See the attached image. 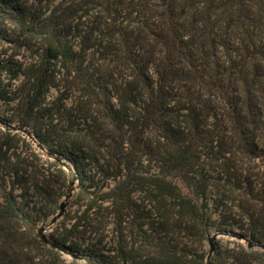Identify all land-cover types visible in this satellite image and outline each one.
<instances>
[{
    "label": "trees",
    "instance_id": "obj_1",
    "mask_svg": "<svg viewBox=\"0 0 264 264\" xmlns=\"http://www.w3.org/2000/svg\"><path fill=\"white\" fill-rule=\"evenodd\" d=\"M44 11L0 0L13 33L2 38L17 49L0 59L10 104L0 120L65 160L84 209L40 239L51 213L32 208L38 193L54 202L50 179H31L30 194L7 188L3 169L20 168L4 164L13 137L3 134L0 264H59L61 251L72 264H264V0H75ZM75 117L91 124L73 132ZM109 222L114 239L96 237ZM210 231L233 246L208 256Z\"/></svg>",
    "mask_w": 264,
    "mask_h": 264
},
{
    "label": "rangeland",
    "instance_id": "obj_2",
    "mask_svg": "<svg viewBox=\"0 0 264 264\" xmlns=\"http://www.w3.org/2000/svg\"><path fill=\"white\" fill-rule=\"evenodd\" d=\"M26 4L33 3V5L37 6L39 5L42 10H45V14L48 13H55L58 14L62 8H65L67 5L72 4L75 0H41L39 3V0H22ZM39 3V4H37ZM12 25L9 23H4L0 25V59L3 57L4 52L9 54L11 52L17 51L13 43H6L4 39L2 38V35L4 33H8L10 36L13 34L11 32ZM3 32V34H2ZM13 36V35H12ZM39 51V50H38ZM18 53V52H17ZM35 52V47L30 48L28 50H19V54L14 57V60L16 59L18 62L23 60V57H33ZM58 95V92L54 89H51L48 93L47 101L52 100ZM75 95L72 94L69 96L66 105L69 106L72 104L74 106L76 104L75 102ZM76 109V108H74ZM69 113L72 112L68 111ZM10 113V104L4 103L0 101V119L7 118ZM74 116H78L76 111L74 110L72 113ZM81 117L85 118L86 115L89 116L91 114H80ZM67 113L64 114L63 116L58 113L56 115V120L60 121V119L63 117H66ZM76 120H74V125H73V132L78 133L80 128H86L88 127L89 124H91V121L87 119V122L83 120V118L80 117H75ZM74 118V119H75ZM59 123V122H58ZM62 123V122H60ZM67 123V122H65ZM91 128V127H89ZM92 129V128H91ZM3 134H8L9 136L13 137V139H10L9 143H11L12 146H10L9 149H7L6 152V157H9L7 161H4L5 165L8 166L7 162L8 161H15L16 162V167H19V171L17 174H13V172L10 170V168H4L2 171L1 175H4V181L5 185L7 188H11L14 186V193L17 195L22 194V190L29 185V182L31 179L34 178H40L42 175H47L50 179V182H47V185L44 186L42 185L43 188H45L49 193H51V201L54 202H48L47 200L43 199L41 195L38 193V195L35 197L34 201L35 207L32 209V213L36 214V208H40L43 212L45 213H51L46 217V219L39 220L37 226H36V233L38 237L42 240H47L52 238V235L56 233V229H58L61 224L64 222L65 224H71L74 221H76L81 214V211L84 209V206H80L76 200L75 196L80 190L79 184L77 180L74 178L75 175H71L72 173L70 172L69 168H67V165L65 164V160H61L62 163L58 164L56 161V153L51 154L50 150L48 149L47 145H38L33 138H31L30 133H26L25 131L22 130H12L7 128L5 125L0 123V141H2V135ZM30 136V137H29ZM89 138V137H88ZM15 143V145H14ZM3 147L1 150L3 153L4 151ZM256 162V163H255ZM254 164L256 166H253V163L250 164L252 165V171H256L257 165L260 163L255 161ZM204 164V167L207 168L208 171H213L211 174L213 175H225L223 171H220V168L216 164ZM66 166V167H65ZM212 168H214L212 170ZM231 171L233 170L232 168L230 169ZM149 171H157V170H149ZM218 172V174H216ZM194 173H192L193 175ZM239 171H236L235 173L231 175H238ZM8 175H20L23 176L24 179H20L19 181L14 180V177H10ZM227 175V174H226ZM241 175H245L244 172L241 173ZM101 178L102 175H95V178ZM111 185L112 182H109ZM40 184V183H38ZM108 185V186H109ZM108 187L105 185L101 189V191L107 190ZM33 186L29 188L28 193H33L32 192ZM93 189V188H91ZM1 194V190H0ZM18 200H20V197H18ZM1 201V198H0ZM64 203V210L60 217H58L53 223H50V219L53 215H55L58 212V205L60 203ZM33 204V203H32ZM30 203V206H32ZM106 204V203H105ZM96 209V208H94ZM92 210V209H91ZM90 210V211H91ZM105 214V212H104ZM37 215V214H36ZM100 216V213L99 215ZM131 218V217H130ZM130 220L129 218H127ZM109 220V219H108ZM103 228L101 231L95 235L96 237H101L104 236V240H112L114 239V232L113 227L114 225L109 222V223H104ZM217 233L216 237L213 240V245L216 247H232L234 243V238L231 236L222 233L220 231H210L209 237L213 234ZM93 240H94V233L89 234ZM208 237V238H209ZM203 248H208V240L202 242ZM196 246V245H195ZM60 256L58 257L60 259L59 264H72L71 259L72 256L61 251Z\"/></svg>",
    "mask_w": 264,
    "mask_h": 264
},
{
    "label": "water",
    "instance_id": "obj_3",
    "mask_svg": "<svg viewBox=\"0 0 264 264\" xmlns=\"http://www.w3.org/2000/svg\"><path fill=\"white\" fill-rule=\"evenodd\" d=\"M0 123L3 124V122H2L1 120H0ZM5 125H7V124H5ZM63 210H64V203L62 202V203L59 204V210H58V212H57L55 215H53V216L51 217V219H50L49 222H50V223H53L58 217H60V215L62 214ZM216 235H217V233H213V234L208 238V245H209V253H208V256L210 255V253H211V251H212V249H213V240H214V238L216 237ZM247 245H248V246H251L252 244H251V242H248Z\"/></svg>",
    "mask_w": 264,
    "mask_h": 264
}]
</instances>
